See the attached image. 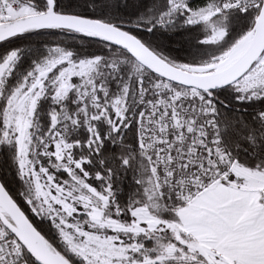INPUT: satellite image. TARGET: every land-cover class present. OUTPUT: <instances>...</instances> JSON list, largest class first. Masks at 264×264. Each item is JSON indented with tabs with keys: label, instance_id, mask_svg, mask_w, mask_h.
<instances>
[{
	"label": "snow or ice",
	"instance_id": "snow-or-ice-1",
	"mask_svg": "<svg viewBox=\"0 0 264 264\" xmlns=\"http://www.w3.org/2000/svg\"><path fill=\"white\" fill-rule=\"evenodd\" d=\"M0 264H264V0H0Z\"/></svg>",
	"mask_w": 264,
	"mask_h": 264
}]
</instances>
